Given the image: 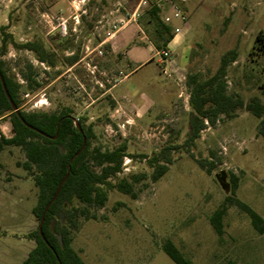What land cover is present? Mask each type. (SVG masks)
Returning a JSON list of instances; mask_svg holds the SVG:
<instances>
[{
    "label": "rangeland",
    "instance_id": "obj_1",
    "mask_svg": "<svg viewBox=\"0 0 264 264\" xmlns=\"http://www.w3.org/2000/svg\"><path fill=\"white\" fill-rule=\"evenodd\" d=\"M219 1L215 8L208 6L214 0H175L187 21H171L179 31L168 43L173 54L166 65L153 56L154 24L148 15L156 4L163 20L171 9L165 0H6L0 5V58L7 73L22 84L19 108L54 112L71 107L74 123L93 127L92 146L107 149L127 143L122 171L111 178L113 183L142 175L134 185L136 197L109 189L104 205L89 207L96 218H78L72 246L84 264H177L162 248L167 240L191 264H264V232L248 214L229 206L222 235L210 222L231 193V173L239 177L236 195L264 217L261 119L240 108L234 117L221 115L215 125L208 124L193 146L184 145L192 110L187 76L214 75L227 51H238L237 60L227 67L228 93L241 95L245 102L259 97L264 103V48L256 39L260 31L264 35V0ZM120 15H135L143 30L133 24L121 34L133 38L122 51V69L117 56L97 47L117 29ZM5 34L12 39L1 53ZM33 40L56 53L55 65L16 46ZM72 52L75 65L67 60ZM29 64L40 85L33 82L30 87L25 77ZM181 70L187 71L183 81L178 78ZM116 80V97L134 109L133 120L114 115L113 102L104 93ZM0 133H14L8 114L0 117ZM175 145L168 171L153 181L151 159ZM211 156L215 168L208 173L198 161ZM25 160L17 146H6L0 154V264H21L36 244L31 233L39 224L33 214L38 188L19 164Z\"/></svg>",
    "mask_w": 264,
    "mask_h": 264
},
{
    "label": "trees",
    "instance_id": "obj_2",
    "mask_svg": "<svg viewBox=\"0 0 264 264\" xmlns=\"http://www.w3.org/2000/svg\"><path fill=\"white\" fill-rule=\"evenodd\" d=\"M160 13L161 9L156 4L148 10L149 19L154 24V34L151 35L155 38L158 50L167 48L174 36L171 25L162 20ZM10 39L11 34L4 35L1 53L5 52ZM256 39L264 48L262 31L258 33ZM16 46L34 52L41 62L55 65L56 53L50 51L42 41H26L16 43ZM237 58L238 51L229 50L222 56L221 64L214 75L206 79L199 73L187 76V83L191 88L192 110L189 113L188 133L184 145L193 146L208 124L215 125L221 115L234 117L240 108H245L261 119L259 134L264 137V103L261 99L253 97L249 102H245L241 95L228 93L227 67ZM67 60L69 64H73L77 60V55L67 57ZM4 65L5 62L0 58V71L11 97L19 108L22 84L7 73ZM29 68L30 72L25 77L29 80L30 87L33 86V82L40 85L37 79L32 78L34 71L31 64ZM20 112L27 123H24L14 111L0 79V117L6 114L10 116L14 132L9 137L0 133V154L6 146H17L25 152L26 160L19 164L32 174L38 188V201L33 207V214L38 218L39 224L45 207L68 174L57 198L45 214L42 224L43 235L38 224L31 233L36 244L21 264H84L72 246L73 230L78 228V218L81 216L85 219L96 218L95 213L91 215L89 207L104 205L109 189L118 188L136 197L134 185L142 175L131 174L130 177L121 178L113 183L111 178L122 171L123 160L127 155V143L107 149L98 145L92 146L93 127L91 125L85 127L79 121L77 123L80 124L81 131L74 123L71 107H62L54 112H26L21 109ZM84 136L86 144L80 151ZM174 148H178V145L166 147L151 159V165L155 166L151 176L153 181L159 180L168 171V165L174 160L171 155ZM78 151L80 153L77 155ZM198 162L208 173L215 168L213 156L209 159H200ZM230 180L231 193L210 217L215 231L219 235L224 233L223 218L229 206L235 205L248 214L253 226L263 233L264 217L236 195L239 187L238 175L231 173ZM76 202L81 205H77ZM162 248L177 264H191V260L173 241H165Z\"/></svg>",
    "mask_w": 264,
    "mask_h": 264
},
{
    "label": "crops",
    "instance_id": "obj_3",
    "mask_svg": "<svg viewBox=\"0 0 264 264\" xmlns=\"http://www.w3.org/2000/svg\"><path fill=\"white\" fill-rule=\"evenodd\" d=\"M65 1V0H64ZM68 1H74V0H68ZM219 0H214L213 4H211L210 2V5L208 6H215V8H217L216 6L219 5ZM189 6V5H188ZM186 10H190V9H187ZM222 11V10H220ZM206 12V11H204ZM166 15H170L171 16V21L173 18H179V17H175L174 16V12H173V9L171 8L168 12H166ZM180 18H182V20L184 22L187 21V19H185L186 17L185 16H180ZM171 21L168 22V24L171 25L172 29H173V33L174 35L179 31V28H177L176 26L172 25L171 24ZM117 22V29L110 32L109 36L108 37H105L103 39H100L97 43V47L101 48L102 50H105L107 51L110 55L112 56H117L119 59H120V68L122 69L123 68V64L121 63L123 61V56H124V52L123 49L125 48V46L127 47V45L130 44V42L132 41L133 38L131 37H127V36H121V34H124V32H126L129 27H131L133 24L136 25L137 29L139 31H143L142 30V27L140 26V23L137 21V19L135 18V15H131V17L129 18H123L122 15H120V18L118 19ZM188 25V24H187ZM190 27V25H188ZM97 27V26H96ZM122 38H121V37ZM153 46V49H154V54L153 56H159L157 55V48L154 44H152ZM167 49L170 51V57L172 56L173 54V49L170 47V45L168 44L167 46ZM169 57V58H170ZM168 59V58H167ZM167 59H162L160 56H159V62L163 65H166V62H167ZM189 62H190V59H189ZM183 70H181L180 74H179V79L181 81H183L185 78V74L187 71H184L182 72ZM163 72L168 74L167 72V69H166V66L165 68L163 69ZM121 75H124L122 76L123 78L127 76V73H125L124 71L121 73ZM121 78V79H123ZM178 79V81L176 82V86L178 88V86L181 87V81ZM119 86V81L116 80L115 83H113L112 85H110L108 88H106V90L104 91L105 94H108L113 102V105H114V108H115V111H114V115H116L117 117L119 118H122V117H130V119L133 120V118H136V112L134 111L133 108H131L130 106H128V104H126L123 100H119L117 97H116V94H115V90L116 88ZM179 89V88H178ZM178 91L177 90V94H178ZM177 96H180V93L177 95ZM131 111H133L134 113V116L131 117L130 116V113Z\"/></svg>",
    "mask_w": 264,
    "mask_h": 264
},
{
    "label": "water",
    "instance_id": "obj_4",
    "mask_svg": "<svg viewBox=\"0 0 264 264\" xmlns=\"http://www.w3.org/2000/svg\"><path fill=\"white\" fill-rule=\"evenodd\" d=\"M0 79H1V81H2V85H3L4 91H5V93H6L7 97H8V99H9V101L11 102V105H12L14 111H15V112L21 117V119H22V121H23L24 123H27L26 120L21 116V112H20V109L18 108V105L14 102L13 98H12L11 95H10V93H9V91H8V88H7V85H6V83H5V80H4V77H3L2 73H1V71H0ZM76 124H77V126L79 127V129L82 131V128H81L80 124H78L77 122H76ZM30 127H32V126L30 125ZM85 144H86V136H84V138H83V145H82L80 151L83 149V147L85 146ZM80 151H78L76 154L78 155V154L80 153ZM67 175H68V174H66V176H65L64 179L62 180L61 184H60L59 187L57 188V190H56V192H55V194H54L52 200H51V201L47 204V206L45 207V210H44V212H43V214H42V217H41V220H40V224H39V231H40L41 235H43V232H42V224H43L44 219H45V214H46V212L48 211V209H49L51 203L57 198L58 193H59L60 188H61V185H62V183L65 181V179L67 178Z\"/></svg>",
    "mask_w": 264,
    "mask_h": 264
},
{
    "label": "built area",
    "instance_id": "obj_5",
    "mask_svg": "<svg viewBox=\"0 0 264 264\" xmlns=\"http://www.w3.org/2000/svg\"><path fill=\"white\" fill-rule=\"evenodd\" d=\"M165 1H167L170 4L171 8L173 9L174 16L175 17H180L181 16V10L176 5L175 0H165ZM8 2H11V0H8ZM2 3L5 4L6 3V0H0V5ZM163 20L168 23V22L171 21V16L170 15H165V17L163 18ZM60 26H62L63 28H66L65 22L60 23ZM157 55H159L162 59H167V58L170 57V51L167 48L161 49V50H157Z\"/></svg>",
    "mask_w": 264,
    "mask_h": 264
},
{
    "label": "flooded vegetation",
    "instance_id": "obj_6",
    "mask_svg": "<svg viewBox=\"0 0 264 264\" xmlns=\"http://www.w3.org/2000/svg\"><path fill=\"white\" fill-rule=\"evenodd\" d=\"M65 34H67V31L65 32ZM65 38L63 39V41L61 42V43H63V42H65ZM75 53L74 52H72V55H70V56H73ZM72 65H75V62L72 64Z\"/></svg>",
    "mask_w": 264,
    "mask_h": 264
}]
</instances>
